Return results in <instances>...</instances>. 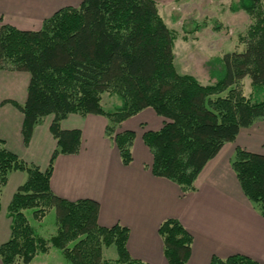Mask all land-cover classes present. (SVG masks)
<instances>
[{
    "label": "trees",
    "instance_id": "obj_1",
    "mask_svg": "<svg viewBox=\"0 0 264 264\" xmlns=\"http://www.w3.org/2000/svg\"><path fill=\"white\" fill-rule=\"evenodd\" d=\"M231 10H243L251 20L242 38L245 48L211 60L207 65L214 81L208 85L176 71L175 34L159 15L155 0H83L78 8L56 11L34 31L1 24L0 70L29 74L25 103H2L21 112L24 146L48 115H53L49 132L56 141L42 171L8 151L0 139V193L10 173L27 176L7 206L10 236L0 245L2 264H29L37 252L48 250L47 241L30 226L26 210L35 220L54 210L57 227L50 244L71 264H107L102 248L112 245L116 264H145L128 255L125 227L99 226L98 202L67 201L51 192L54 160L60 154H77L81 146V132L63 130L60 123L70 114L105 117V132L122 165L128 166L135 135L116 129L140 111L152 109L163 125L142 136L152 155L151 173L179 186L183 195L192 191L199 173L224 144L264 118V8L261 0H238ZM245 78L250 80L249 95L243 91ZM104 92L117 95L120 107L104 111ZM231 167L242 193L264 218V155L236 148ZM157 233L166 262L188 264L190 233L175 219L161 222ZM209 264L262 263L236 254L223 260L212 257Z\"/></svg>",
    "mask_w": 264,
    "mask_h": 264
},
{
    "label": "crops",
    "instance_id": "obj_2",
    "mask_svg": "<svg viewBox=\"0 0 264 264\" xmlns=\"http://www.w3.org/2000/svg\"><path fill=\"white\" fill-rule=\"evenodd\" d=\"M82 1L0 0V26L4 23L19 30H38L56 11L78 8ZM28 83L26 72L0 70V139L19 159L44 171L56 149V141L49 132L53 115L45 116L35 126L30 143L24 146L21 112L10 103H2L7 100L23 105ZM261 122L264 123V118ZM256 124L257 121L240 130L234 142L224 144L199 173L194 189L183 195L179 186L151 173L152 155L142 136L145 131L160 130L163 119L150 108L123 121L117 128L119 132L132 131L135 135L132 162L128 166L122 165L113 140L105 134V117L70 114L60 127L81 132L80 150L77 154L56 157L50 190L67 201L98 202L99 226L125 227L128 230L126 250L133 260L168 264L157 230L164 220L175 219L192 236L188 264H209L212 257L223 260L236 254L263 262L264 218L242 193L231 167L236 148L258 153L263 145L264 128L253 130ZM26 177L23 172L10 173L0 193V245L10 236L7 206Z\"/></svg>",
    "mask_w": 264,
    "mask_h": 264
},
{
    "label": "rangeland",
    "instance_id": "obj_3",
    "mask_svg": "<svg viewBox=\"0 0 264 264\" xmlns=\"http://www.w3.org/2000/svg\"><path fill=\"white\" fill-rule=\"evenodd\" d=\"M155 1L159 15L175 34L174 66L179 74L191 75L201 85H208L214 81L209 77L207 65L211 60L244 50L242 38H245L251 20L243 10H231V5L238 0ZM261 3L264 8V0ZM242 85L244 94L249 95L250 80L243 79ZM100 104L104 111H114L120 107L121 100L114 93L104 92L100 95ZM262 128L264 123L259 120L253 130ZM116 132H119L118 129ZM262 144L258 153H264L263 138ZM24 214L35 235L48 244L47 252H37L29 264H71L62 250L50 244L57 227L54 210H49L41 220L33 219L31 210H26ZM101 256L107 264H116L117 253L113 245L102 248Z\"/></svg>",
    "mask_w": 264,
    "mask_h": 264
}]
</instances>
